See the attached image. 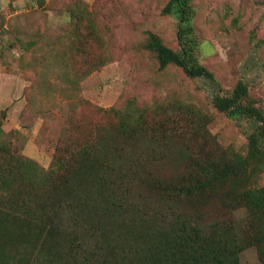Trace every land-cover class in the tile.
<instances>
[{"label":"rangeland","instance_id":"obj_1","mask_svg":"<svg viewBox=\"0 0 264 264\" xmlns=\"http://www.w3.org/2000/svg\"><path fill=\"white\" fill-rule=\"evenodd\" d=\"M168 1L0 0L4 169L16 172L31 159L54 170L58 154L74 169L86 147L103 143L107 157L116 142L138 156L153 154L150 166L166 180L187 169L188 152L210 159L221 152L247 153L255 121L228 117L215 107L213 94L231 92L243 81L264 109V0H191L198 57L219 86L174 64L160 68L146 47L153 33L179 48L177 19L163 11ZM131 114L136 129L128 137L121 123ZM263 185L264 172L242 181L240 190ZM133 188L142 193V206L157 215L176 205L137 181ZM249 215L245 205L230 208L218 199L195 212L206 224L222 220L248 230ZM11 249L4 251L7 257L11 251L13 262L18 252ZM241 262L264 264V252L248 245Z\"/></svg>","mask_w":264,"mask_h":264},{"label":"trees","instance_id":"obj_2","mask_svg":"<svg viewBox=\"0 0 264 264\" xmlns=\"http://www.w3.org/2000/svg\"><path fill=\"white\" fill-rule=\"evenodd\" d=\"M163 11L177 19L179 48L149 35L146 47L156 54L160 68L174 64L192 78H208L219 86L198 57L191 0H169ZM213 103L232 119L255 121L247 153L221 152L210 159L188 152L187 169L166 180L154 174L153 154L138 156L116 142L107 157L103 143L86 147L71 160L74 169L58 154L54 170L26 159L16 172H8L3 162L8 149L0 143V264H11L12 247L18 252L12 264H242L241 252L248 245L263 254L264 185L240 188L242 181H255L264 172V109L243 81L231 92L213 94ZM132 118L121 123V129L131 132L128 137L136 129ZM136 181L176 205L157 215L142 206V193L133 188ZM213 199L230 208L245 205L249 230L196 218L199 207Z\"/></svg>","mask_w":264,"mask_h":264}]
</instances>
